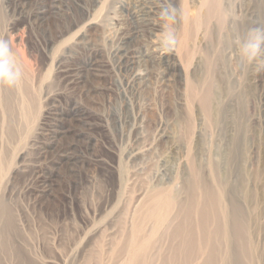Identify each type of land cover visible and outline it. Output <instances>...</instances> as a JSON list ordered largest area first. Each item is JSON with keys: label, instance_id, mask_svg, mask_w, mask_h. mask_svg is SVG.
<instances>
[{"label": "rangeland", "instance_id": "rangeland-1", "mask_svg": "<svg viewBox=\"0 0 264 264\" xmlns=\"http://www.w3.org/2000/svg\"><path fill=\"white\" fill-rule=\"evenodd\" d=\"M123 1L128 3L127 0H109L102 22L92 24L89 20L100 11L102 0H59L56 7L52 6V0H0V37L10 40L27 74L47 80L48 86L42 95L48 100L42 102L39 124L44 122L45 110L56 94L64 106L67 100L82 102L91 110L93 124L79 139L75 149L78 159L73 161V166L55 164L46 170L53 172L55 179L51 196L35 198L25 193L34 155L23 160L24 154L21 158L15 154L9 159L2 170L0 198L19 216L21 237L15 243L16 248L0 256L1 264H127V239L134 233L143 196L148 194L149 201L157 193L165 192L178 203L190 201L193 168L197 171L199 202L204 201V190L220 194L224 215L219 221L232 232L234 217L239 214L245 224L244 240L250 245L254 264H264V122L261 121L264 112L260 88L254 82L261 65L242 64L233 43L235 36H243L250 28H264L260 2L225 0L230 19L227 31L219 40L217 37L204 39L200 33L194 62L188 67L182 66L177 57L163 58L164 52L154 54L139 69L142 73L148 70L152 76L133 85L129 84L130 76L136 73L137 65L131 59L132 53L145 45L159 44L164 22L159 16L155 19L160 29L157 37L153 36L154 26L129 20L131 16L122 7ZM199 2L171 0L178 9L176 21L171 25L177 38L182 30V5L193 12ZM70 13L82 21L80 25L63 38L54 37V42L47 46L45 27H58L61 16ZM110 17L119 18V26L108 35L110 22H114ZM241 17L246 21L243 29L237 25ZM115 47L123 48L122 57L110 55ZM66 50L71 55L65 54ZM96 50L100 51L102 59L110 61V67L106 79L97 80L95 87L104 88L107 84L108 92L97 94L91 101L69 89L55 69L63 54L70 55L69 63L84 64ZM45 53L46 62L42 59ZM206 59L207 63L203 64L202 60ZM209 65L213 67L210 69ZM187 80L198 83L201 90L210 85L209 117L189 99ZM101 123L108 124L119 140L117 164L123 166L125 175L134 173L142 180L130 192L131 196L125 193L124 187L118 188L117 175H112L103 162L108 160V155L102 144L112 141V135ZM90 137L95 138L91 145ZM135 141L143 142V153L139 159L130 161L126 156ZM65 147L64 143L62 149ZM154 228V224L148 222L142 236L148 238ZM158 241L164 250L171 247L167 236H161ZM229 241L224 264H237L239 250L233 238ZM18 250H22L25 259L16 256ZM201 262L200 258L197 264Z\"/></svg>", "mask_w": 264, "mask_h": 264}, {"label": "bare ground", "instance_id": "bare-ground-1", "mask_svg": "<svg viewBox=\"0 0 264 264\" xmlns=\"http://www.w3.org/2000/svg\"><path fill=\"white\" fill-rule=\"evenodd\" d=\"M108 1L109 0H102V5L99 8L100 11L97 10V12L93 14L94 16L89 20L90 23L98 24L100 20L102 22L103 13L106 10ZM224 1L225 0H200L199 5L196 6L193 12H190L191 10L188 12L185 6L181 4L183 6V11L181 10L182 30L181 35L178 37V45L174 51L163 53L161 56L165 59L177 57L181 65L185 67H188L194 62L196 40L200 33L204 35V39H206V37H217L219 40L222 33L227 31L230 18H228L229 15L227 16V8L224 5ZM258 1L260 2L259 7L261 11H264V0ZM58 2L59 0H52L51 4L54 6ZM127 2L128 3L124 2L122 7L125 8L129 16H131H128L130 18L129 20L147 26H154L152 27V35L157 37L160 27L158 24H155L154 21L158 17L161 5L166 2L164 0H127ZM133 3L135 8H133L134 5L132 6ZM87 12H89L88 9ZM104 15H106V13H104ZM73 16L74 15L71 13L70 15L66 14L65 16H61V19L58 21V27L54 28L49 25H47V28L45 27V31H43L45 36H47L44 37L47 46H50L52 44L51 42H54V37L63 38L69 35L74 28H77L78 24L80 25L82 21L80 22L75 17L73 18ZM111 19H113L114 22L109 21L110 29L107 32L109 33L108 35L119 26V18L113 17ZM245 24L246 21L243 17L237 22L240 29H243ZM79 35L80 33L76 34V37ZM121 47H115L116 49H113L110 55L112 57H122V52L124 50ZM68 48L67 50H69ZM67 50L65 54L71 55V52ZM156 53H161L158 43H154L153 47L149 44L145 45L143 49H139L132 53L131 59L133 63L137 65V71L135 70L136 73L130 76L131 80L129 84L137 82L138 80L139 82L141 80L144 81V79L147 80L152 76V73L148 72V70L145 69L142 73L139 69H141L144 63H148V60L153 58V55ZM219 53L220 52H217V54ZM65 54L57 61L55 70L58 78L66 83L69 89L78 91L82 98L91 99V101L92 97H96L97 94L104 95L105 92H108L107 84L104 88L95 87L97 80L106 79L109 72L108 68L110 67V61L102 59L99 50L94 51L84 64L69 63L68 58L71 57ZM47 58L48 55L45 53L42 59L46 62ZM202 62L206 64L207 59L206 61L202 60ZM212 67L213 66L209 65L210 69ZM22 68L24 77L17 86L9 88L0 84V148L2 150L0 153V180L3 178L4 172L2 173V170L5 168L6 164H8L9 159L11 160L12 156L16 154L17 158H21V155L24 154L25 156L22 157L24 160L26 157L34 155L35 162L31 163V178L27 184L25 193L27 192L29 194L28 196L35 198L48 195L51 196L52 187L55 185V179L53 172L47 173L46 170L48 167H52V165L55 164H65L68 165V167L74 165L73 161L78 159L75 149L78 146L79 139L85 136L84 131H90L89 128L93 125L91 121L92 113L90 112L91 110L89 111L82 105V102L78 103L77 101V103H75L72 100H67V104L64 106L60 102L58 94L55 93L56 95H53L54 97L49 101V107L45 110V115L43 114L44 122L39 124L42 102L48 100L47 96L44 98L42 95L43 89L48 86L45 83L47 80L27 74L28 72L25 67L22 66ZM186 70H188V68ZM254 77L256 86L260 88L261 109L264 112V65L258 68L256 76ZM201 86L200 84V87ZM187 89L189 99L197 103L204 114L209 117L212 102L210 85L206 90H201L198 83L187 80ZM110 90H112V88H110ZM94 120L95 119H93V121ZM261 121L264 122V117ZM102 126L104 129L109 130L111 133L110 135H112V141H103L104 143L102 145L106 149L108 155V160L103 162L112 175H117L118 188L121 190L124 187L127 190L125 193L130 195V192L138 183L142 182V180L134 173L125 175L123 166L116 162L119 140L117 141V138L113 135L108 124ZM94 139L93 137L89 138L90 145L93 143L92 140ZM64 143L66 147L62 149ZM141 144H143V142ZM141 144L138 141L132 143L126 158L130 159V161L139 159V156L143 153ZM143 149L145 150L144 147ZM191 172L193 182L190 187V201L178 203L174 199L175 197L165 192V194L157 193L149 198L150 200L148 201V194L145 196H143L144 194H140L145 198L137 213L138 216L134 224V233L131 235L130 240L127 239L129 248V250L127 249L129 251V260L127 264H153L155 262H160V264H197L200 258L202 259L200 264H224L228 254L226 248L227 244L230 243V237L233 238L235 241L234 243L237 245L236 248L239 250L240 262L237 264H254L250 245L244 240L246 239L244 237V235H246V229L241 216H239V214L235 215L233 220L234 229H232V232L229 231L226 224L219 221L224 215L221 195L212 193L210 190H204V201L199 202L200 200L197 198L199 195V185L196 179L197 171L193 168ZM15 173H17V171H15ZM9 183L10 181L7 182V186ZM174 212L177 213L174 215ZM19 222V216L8 206L3 198H0V256L5 255V253L8 254L12 248L15 247V243L20 239L21 226ZM148 222L154 224L155 228L152 229V231L150 230L151 233L148 234V238H145L142 234L146 231ZM160 231L163 233L159 234V237L157 233ZM161 236H167L168 239H171L172 243L169 241L171 247L169 246L165 250L162 249L158 241ZM221 246H224L223 250H221ZM21 251L18 250L15 252L17 253L16 256L19 258L23 255ZM222 251H224V253ZM21 259H25V257L23 256ZM1 261L0 259V264L2 263Z\"/></svg>", "mask_w": 264, "mask_h": 264}, {"label": "clouds", "instance_id": "clouds-1", "mask_svg": "<svg viewBox=\"0 0 264 264\" xmlns=\"http://www.w3.org/2000/svg\"><path fill=\"white\" fill-rule=\"evenodd\" d=\"M178 9L169 0L162 4L158 13L163 21V31L159 34V50L170 53L178 45L175 30L171 27L177 18ZM233 43L242 64L258 63L264 65V28H250L243 36L234 37ZM24 77V71L9 39L0 37V84L12 88Z\"/></svg>", "mask_w": 264, "mask_h": 264}]
</instances>
